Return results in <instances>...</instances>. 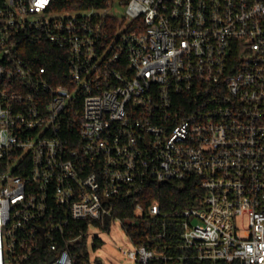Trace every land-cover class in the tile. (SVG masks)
<instances>
[{
    "label": "built area",
    "instance_id": "built-area-1",
    "mask_svg": "<svg viewBox=\"0 0 264 264\" xmlns=\"http://www.w3.org/2000/svg\"><path fill=\"white\" fill-rule=\"evenodd\" d=\"M191 180L147 208L175 248L123 255L264 264V0H0V264H78V223L126 233L116 199Z\"/></svg>",
    "mask_w": 264,
    "mask_h": 264
},
{
    "label": "trees",
    "instance_id": "trees-1",
    "mask_svg": "<svg viewBox=\"0 0 264 264\" xmlns=\"http://www.w3.org/2000/svg\"><path fill=\"white\" fill-rule=\"evenodd\" d=\"M50 56V67L52 71L57 75H63L67 71V65L65 63H59L57 58L58 49H52L49 45L46 46L44 52L40 53V64H43L44 55ZM66 68V70H65ZM59 80V79H58ZM56 83L60 81L55 80ZM202 188L199 186L197 181H173L159 184L156 182H149L146 187L138 195L130 199H116L115 200V216L119 218H135V207L139 203L144 209V213L141 217L135 219V223L130 224L126 228V233L131 241L139 246L146 245L152 248L157 245L173 246L180 242L179 235H171L173 231H179L178 227L168 228L169 232L167 236L160 237L158 234L162 230V222L160 217H150L147 213L148 206L155 200L161 202L162 210L169 213L175 209L183 210L188 207L198 205L199 195H201ZM78 226L83 230V238L78 243L77 247L73 250L76 252V258L78 264H84L89 259L88 245H87V222H80ZM109 220L100 227L101 230L110 231ZM167 230V231H168ZM103 241L99 237L94 238V247H101ZM171 247L173 251L174 248ZM181 251L174 250L173 254H180ZM97 264H104L102 260H97ZM151 264H162L160 261H153ZM183 264H199L197 261H185Z\"/></svg>",
    "mask_w": 264,
    "mask_h": 264
},
{
    "label": "rangeland",
    "instance_id": "rangeland-1",
    "mask_svg": "<svg viewBox=\"0 0 264 264\" xmlns=\"http://www.w3.org/2000/svg\"><path fill=\"white\" fill-rule=\"evenodd\" d=\"M238 225L242 226L241 224ZM96 236L103 241V244L93 250L92 245ZM87 241L91 260L99 259L104 261L105 264H134V261L123 255L120 250L133 249V243L126 235L119 219H114L109 232L93 226L89 230Z\"/></svg>",
    "mask_w": 264,
    "mask_h": 264
}]
</instances>
